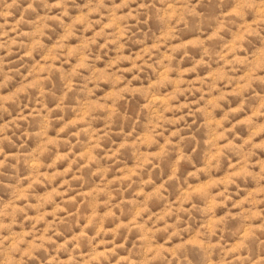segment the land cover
<instances>
[{"label": "clouds", "instance_id": "9594fccd", "mask_svg": "<svg viewBox=\"0 0 264 264\" xmlns=\"http://www.w3.org/2000/svg\"><path fill=\"white\" fill-rule=\"evenodd\" d=\"M0 264H264V0H0Z\"/></svg>", "mask_w": 264, "mask_h": 264}]
</instances>
